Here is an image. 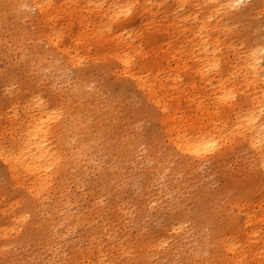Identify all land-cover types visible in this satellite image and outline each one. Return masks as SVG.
<instances>
[{
  "label": "bare ground",
  "instance_id": "obj_1",
  "mask_svg": "<svg viewBox=\"0 0 264 264\" xmlns=\"http://www.w3.org/2000/svg\"><path fill=\"white\" fill-rule=\"evenodd\" d=\"M245 1L0 3L2 52H21L18 74L67 81L61 102L77 106L47 98L39 82L0 90V257L15 247L17 264H264V0L240 10ZM86 64L97 77L72 81ZM120 80L125 89L112 87ZM136 97L156 121L159 141L147 154L134 120L119 136L126 125L115 105L129 110ZM75 137L79 148L64 157L61 145ZM234 146L260 179L220 208L223 235L205 233L216 215L204 214L139 231L147 216L179 207L181 173ZM88 160L113 174L91 184ZM191 230L198 239L189 243ZM178 250L192 257L175 260Z\"/></svg>",
  "mask_w": 264,
  "mask_h": 264
},
{
  "label": "rangeland",
  "instance_id": "obj_2",
  "mask_svg": "<svg viewBox=\"0 0 264 264\" xmlns=\"http://www.w3.org/2000/svg\"><path fill=\"white\" fill-rule=\"evenodd\" d=\"M5 1L14 0H0V3ZM251 2L252 0H246L244 3H242V5H240V10H244L246 5ZM7 9L8 7L5 8V10ZM258 22L264 26V21L260 17L258 18ZM5 40L6 39L3 38L2 31L0 29V90L3 88H13V90H18L31 85L35 86L39 82V89L47 98H51L61 103L64 108H67L68 106L77 108V106L73 104L72 100L61 102V95L66 90L67 81L64 83L63 81L54 83L51 81L42 80L38 77V75H34L33 73L18 74L19 71L17 69L19 63L22 61L21 52L17 51L14 52V54L3 53L2 47L5 46V43H3ZM81 69L82 70L80 72L73 71L69 74L72 81L77 78L76 76H80L84 79H95L97 77V72L99 71L98 67L90 64L84 65ZM111 85L114 88L120 87L125 89V83L122 80ZM112 87H106V90L104 89L103 92L100 91V101L97 103L106 102L108 100V94ZM197 90H199V88H194L192 92L196 93ZM116 104H119L118 101ZM127 104L128 103L125 102L120 106L115 105L119 109H116L117 112L120 111V114L123 117V122L126 125V128L119 133V136L123 138L126 137L127 133L131 129L128 127V125L132 124L131 122L134 120V130H131L134 131V141L140 145L139 147L142 151H146V146L148 147L150 145H156L159 141L156 133V121L148 114V107L138 101L137 97L134 98V107H128L129 110H127ZM91 108L93 109V106H91ZM115 122L116 121H113L112 123V131L114 135L117 134H115L117 130V125ZM79 139V137H75L74 140H71V142L61 145L60 149L64 157L65 153H71L79 148ZM100 141L97 143L99 149H101L105 143ZM145 154H147V151ZM85 164L87 174L90 176L91 184L104 183L113 174V172L106 170H101L102 173H100L99 170H97L96 165L93 166L89 160ZM137 169L138 167L134 166V172H137ZM59 176L62 177L61 175ZM259 176V173L254 171L252 167L246 162L238 147H231L228 149L227 153L222 156V158H213L209 161L200 162V166L188 171V173H181L180 178H182L184 181L182 184L184 190L181 192V198L177 199L179 201V207L171 204L168 211H164V214L157 213L155 214L154 219L147 216V218L142 221L143 224L140 225L139 231L141 233L146 231L150 232L162 222H176L180 219V215L182 216L186 214V217L192 219L198 214H204L209 215L210 217L216 215L212 224H208L205 233L210 234L211 230H214L215 228H221V232H219L221 235H223L222 231L225 229L224 227L227 221L225 216L220 213V208L223 204L230 205L231 203L236 202L242 196H245L252 186L258 183L260 179ZM150 190V187H147L146 184H142L139 194L147 195L150 193ZM77 191V195L80 197L83 193H85V190L82 187H80V189ZM53 196L54 191H51L49 194V203L52 202ZM156 207L157 205L154 206V208ZM38 220L39 217H35L33 214L28 215L29 223L38 222ZM190 226V223L185 225L186 228H189ZM219 232L217 231V233H211L210 236H217L215 238H219ZM205 233L203 234L205 235ZM197 234L198 233L195 230H191L188 233L189 238L185 240L189 241L190 243L193 240L198 239ZM199 240H202V238L200 237ZM179 251L180 250L175 251V260L182 259L183 257L188 258L191 256L187 250L184 252L183 256ZM18 253L19 252L16 251L15 247H12L10 250L5 252L2 257H0V264H17L15 261L17 257L16 255Z\"/></svg>",
  "mask_w": 264,
  "mask_h": 264
}]
</instances>
